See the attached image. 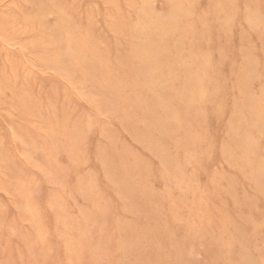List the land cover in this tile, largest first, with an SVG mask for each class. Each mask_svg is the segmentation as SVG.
I'll use <instances>...</instances> for the list:
<instances>
[{"label": "rangeland", "instance_id": "obj_1", "mask_svg": "<svg viewBox=\"0 0 264 264\" xmlns=\"http://www.w3.org/2000/svg\"><path fill=\"white\" fill-rule=\"evenodd\" d=\"M0 264H264V0H0Z\"/></svg>", "mask_w": 264, "mask_h": 264}, {"label": "bare ground", "instance_id": "obj_2", "mask_svg": "<svg viewBox=\"0 0 264 264\" xmlns=\"http://www.w3.org/2000/svg\"><path fill=\"white\" fill-rule=\"evenodd\" d=\"M213 232V231H212Z\"/></svg>", "mask_w": 264, "mask_h": 264}]
</instances>
